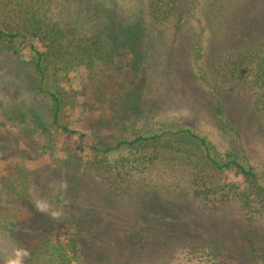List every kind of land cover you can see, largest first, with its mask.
I'll return each mask as SVG.
<instances>
[{
	"label": "rangeland",
	"instance_id": "1",
	"mask_svg": "<svg viewBox=\"0 0 264 264\" xmlns=\"http://www.w3.org/2000/svg\"><path fill=\"white\" fill-rule=\"evenodd\" d=\"M155 8L156 0H59L48 6V39L17 38L0 49V264H24L35 240H64L94 211L101 233L79 238L80 264H264L244 239L246 207L229 195L249 182L235 169L211 168L186 131L227 158L231 139L216 121V96L264 187V128L253 105L264 0ZM112 10L120 27L141 22V56L102 41ZM55 20L63 35L53 32ZM29 43L47 55L43 91ZM83 45L92 47L83 53ZM170 145L191 156L164 153ZM151 195L156 226L141 213ZM249 212L264 226V212ZM154 228L168 243L154 239Z\"/></svg>",
	"mask_w": 264,
	"mask_h": 264
},
{
	"label": "trees",
	"instance_id": "2",
	"mask_svg": "<svg viewBox=\"0 0 264 264\" xmlns=\"http://www.w3.org/2000/svg\"><path fill=\"white\" fill-rule=\"evenodd\" d=\"M61 1V0H60ZM173 0H156V12L164 13L165 11H169L171 8ZM52 4H59V0H0V49L1 52H8L12 49L14 41L16 42L17 38H20L18 43H22L26 41L28 37H36L39 39H44L48 37V22L46 17L48 18V6ZM162 9V10H161ZM161 10V11H160ZM110 18L105 26V38L110 40L111 49L114 50H124L131 49L134 53L142 55L141 44L143 43V29L141 26V22L139 20L132 22L131 24L120 27L117 24L115 14L113 10L109 13ZM58 21H54L52 23V30L55 33H59V35L64 34L63 27L57 26ZM51 34V33H50ZM52 35V34H51ZM56 38V35H55ZM48 39V38H47ZM87 43L88 40H85ZM108 41L105 42L107 46ZM32 43H29L30 49L35 51V59L34 69L40 75V82L38 88L43 91V82L45 80V75L47 72L46 62V52H42L37 50L35 47L31 46ZM82 45V44H81ZM136 45L139 46L138 51L134 48ZM28 46V45H27ZM26 46V47H27ZM97 46V45H96ZM84 47V45H83ZM89 47L86 45L83 48V53H87L89 51ZM98 47V46H97ZM253 60L256 63L254 69V76L257 84L258 94L256 96L254 107L257 113V118L263 125L264 128V45H262L257 51L253 52ZM48 91V90H44ZM52 101L54 102V122H57V111L59 109V100L54 94H51ZM214 98V113L218 115L219 118H216V121L219 127L225 130L231 139V151L227 155V158L224 160H218L214 156L211 155L209 144L206 139L202 136L193 134L190 130H186L188 132V136L191 137L192 143L195 144L196 147L201 149L203 153V157L207 164L216 170H231L235 169L238 173L243 175L246 180L249 182L248 188L236 192V190H230L229 195L238 196L242 204L248 213L249 223L244 228L245 232V240L249 241L251 244L256 245V249H253V252L256 250L261 253L264 259V226L261 223L254 222L250 215L249 208L251 206L257 207V212L262 214L264 212V187L260 186L258 182V178L256 173L253 171V168L249 164V160L244 152L243 146L241 144V134L238 129L232 124V122L222 114V105L220 100L213 96ZM138 137L136 140H140ZM125 143L122 141L117 144L116 147H119L120 144ZM194 147V146H193ZM191 148V147H190ZM97 149V148H95ZM115 147L105 148L103 151L107 152ZM174 147L167 146L164 153L175 154L180 157H189L190 149L188 150L185 147L178 148L177 151L173 150ZM195 182L199 184L201 181H204V178L200 176L198 172L194 173ZM137 189V188H134ZM73 191V188L69 189ZM157 200V196L151 195L145 203L146 208H141L143 210L144 217L147 218L150 226H156L154 223L158 220L155 218L156 215L151 211L155 209V205L153 204ZM159 200V199H158ZM171 200H166V207H170L175 203L170 202ZM154 211V210H153ZM95 212V211H94ZM91 212L88 217H79L77 219L78 222L81 223V227H77L76 230L69 231L67 235H65L64 240L60 239L56 234H52L47 237H39L37 241L35 240L32 244V250L30 254L24 258V264H80L79 258L82 253L84 254V249H80L78 247V240L82 235H86L89 241H95L98 235L101 233V224L98 222L96 217V212ZM252 214V213H251ZM152 231L154 234L155 240H160L165 243H168L169 238L166 235L155 232V228ZM228 228L223 230L226 232ZM242 232V231H241ZM216 245V244H215ZM214 245V246H215ZM95 256L101 257L104 255L103 250L95 249ZM76 257V258H75ZM110 264H118L117 258Z\"/></svg>",
	"mask_w": 264,
	"mask_h": 264
}]
</instances>
